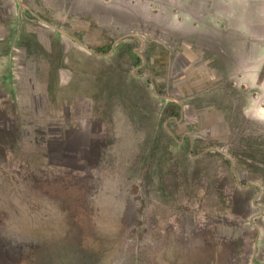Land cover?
Listing matches in <instances>:
<instances>
[{
  "label": "crops",
  "instance_id": "crops-1",
  "mask_svg": "<svg viewBox=\"0 0 264 264\" xmlns=\"http://www.w3.org/2000/svg\"><path fill=\"white\" fill-rule=\"evenodd\" d=\"M135 27L154 29L164 38L162 41L155 34L147 35L144 51L149 47V61L144 58L141 68L134 62L137 37L131 32L121 34ZM113 56L124 74L135 77L136 68L145 70L137 75L144 79V107L150 115L153 110L158 112L149 124L159 123L168 105L179 108V120L162 119L164 128L177 127L170 133L176 142L199 139L204 149L216 139L222 138L220 142L224 143L223 138H229L232 129L248 122L264 123V0H0V109L9 108L1 120L12 122V129L0 131V161L14 172L30 173L39 180L110 181L119 189L120 176L132 168L135 154L146 153L150 135L133 129L114 130L111 121H104L101 113L94 110V99L67 90L74 84V75L80 74L76 70H85L87 57ZM180 83L186 87L183 85V89ZM170 86L173 98L166 96ZM213 91L219 92L204 101L205 105L194 104ZM16 99L26 107L17 111ZM196 123L204 124L203 134L193 132ZM22 124L30 126L29 134L22 132ZM6 137L9 142L4 141ZM25 138H30L26 145ZM244 140L240 154L246 161L236 170L245 179L238 183L242 191L241 198H237L243 211L236 210L222 221L211 218L206 230L194 227V257L185 264H193V260L196 264L204 252H211L218 264H246L245 244L252 217L258 219L255 256L258 247L264 251L260 242L264 236V192L259 185L264 184V135L253 139L245 136ZM215 143L204 151L226 157L219 146L222 143ZM254 155L262 157L249 158ZM3 180L0 177V185H4ZM226 182L224 187L229 188L230 181ZM158 189L157 199L152 200L157 204L153 215L161 223L151 226L160 230L166 227L162 219L176 218L177 210L167 207L170 194L163 186ZM252 206L253 215L248 212ZM70 219L68 229L0 232V242L6 246L15 244L19 252L13 260L17 261L20 254L39 247V234L71 232L94 236L81 226V214ZM98 224L106 227L95 236L114 240L112 261L122 264L126 227L103 220ZM173 236L176 240V229ZM177 251L163 249L158 254V264H182L183 259L173 257ZM70 255L65 264H75V255Z\"/></svg>",
  "mask_w": 264,
  "mask_h": 264
},
{
  "label": "rangeland",
  "instance_id": "rangeland-1",
  "mask_svg": "<svg viewBox=\"0 0 264 264\" xmlns=\"http://www.w3.org/2000/svg\"><path fill=\"white\" fill-rule=\"evenodd\" d=\"M130 32L136 36L144 34L146 38L148 34H155L158 39L162 41L164 39L163 36L158 35V31L151 28L135 27L124 30L121 34ZM148 49L149 47H146L144 51L147 62L149 61ZM116 58V56L103 59L87 57L85 70H76L80 74L74 75V84H70L67 90H76L83 97L94 99V110L101 113L100 117L104 118V121H111L114 130L126 132L133 129L141 135L148 133L151 138L147 143L149 147L146 153L135 154L132 158V168L118 180L119 189H116L117 187L110 181L74 183L65 180L53 182L39 180L30 173L12 171L8 164L1 160L0 177L4 179V185H0V232L25 231L32 228L68 229L72 224L67 223L70 221L69 218L81 214L84 220L81 226L86 227L87 229L84 230L87 232L104 230L106 225L101 228L98 224L100 220L123 224L122 226L126 227L123 248L126 254L122 257V264H158V254L170 247L178 250L177 255L173 257L183 259L182 264L188 263L189 261L186 260H192L194 257L191 249L194 246V239L191 237L194 227H198L199 231L206 230L207 227L210 228L211 218H215L214 222L218 219L222 221L223 217H229L236 210L243 211V204L241 205L237 198H241L239 194L242 191V184L238 183L245 182V179L242 176L239 177L236 170L238 165L244 163L246 159L240 153L244 148L242 146L245 136L253 139L264 135V123L252 121L244 127L232 129L230 137L223 138L224 143H218L224 148L226 157L221 153L212 154L211 151H204L207 147H212L214 143L205 144L207 146L203 149V141L199 139L191 141L193 147L190 149L191 142L189 143L188 138L180 143V139L176 142L170 136L171 130L177 127L171 128L165 125L164 128L162 119L159 123L154 121L148 123L152 116L157 117L158 112L153 110L150 115L147 113V107H144L147 104L144 101L147 100L146 91L144 92L143 88L144 79L142 76H137L135 72V77L124 74L122 72L124 68L116 65ZM127 61L129 62V59ZM134 62L136 66L139 64L136 56ZM160 67L161 71H164L165 67L163 65ZM186 75H189V71ZM164 76L162 72L161 77L164 78ZM183 77L186 78L185 75ZM169 84L172 86L171 81ZM183 85L185 84L180 83V87L184 89L186 85L184 87ZM171 86L170 90L166 91V96L173 98ZM33 88L35 89V86ZM218 92L207 93L204 98L194 104L198 107L205 105L204 101ZM20 103V100L14 101L17 111L26 107ZM5 113H9L8 107L0 109V131L6 132L12 129V122L1 120V116ZM22 125V132L29 134L30 126ZM181 127L184 125L182 124L178 129L180 130ZM187 128L190 131L191 128ZM197 130L199 134H203L204 124L196 123L193 126V132ZM153 135H156V138ZM221 140L222 138L216 139V141ZM4 141L9 142L8 137ZM29 141L30 138L23 139L24 145ZM250 141L252 144L253 140ZM250 144L248 143V146ZM261 157L254 155L249 158L259 160ZM227 179L230 181L229 188L224 187ZM259 185L264 192V184ZM159 186H163L166 194H170V203L167 207L171 209L175 207L174 209L177 210L176 218L168 216L162 219L166 227L160 230L151 226V223L156 226L161 223L160 219H155L153 215L157 204L152 201L157 199ZM118 192L120 195L117 194ZM179 195H182L181 199ZM175 196L177 201H174ZM82 208L84 211L81 210ZM253 210L252 206L248 212L253 215L255 212ZM226 211L227 213L224 214ZM179 212L182 214L179 215ZM256 222L258 219L252 217L247 244H245L246 264H254V262L264 264V251L258 247L256 256L254 251L255 235H257ZM95 225L100 228H95ZM175 229L177 241L173 236ZM38 237L41 239L39 247L33 251L28 250L23 256L20 254L17 261L14 260L8 264H54L57 259L58 262L66 263L65 255L69 253L79 256L75 264H86L94 257L99 258V264H114L112 256L116 246L111 243L114 241L112 238L71 232H50L39 234ZM260 242L264 249L263 235ZM7 254L2 253L0 264L5 263L9 256L14 257ZM200 255L202 257L196 260V264H218L211 252ZM168 258L171 259L169 255Z\"/></svg>",
  "mask_w": 264,
  "mask_h": 264
},
{
  "label": "flooded vegetation",
  "instance_id": "flooded-vegetation-1",
  "mask_svg": "<svg viewBox=\"0 0 264 264\" xmlns=\"http://www.w3.org/2000/svg\"><path fill=\"white\" fill-rule=\"evenodd\" d=\"M143 57H144V50H143ZM145 58V57H144ZM212 141V140H211ZM215 142H220V141H216L215 140ZM215 142H212V143H215ZM82 211H84V208H82L81 209ZM69 220H71L70 218H69ZM68 223V222H67ZM69 224V223H68ZM71 226V225H70ZM95 228H100L98 225H95ZM1 232H6V231H1ZM101 231H96V232H92V233H96V234H101L100 233ZM95 235V234H94ZM18 245V244H17ZM21 250V249H20ZM104 251V250H103ZM19 252V249L18 248H16V246H15V244H9L8 246H6V245H3V243H1L0 242V257H1V255H2V253L4 254H6V253H8L7 255H13V256H16V254ZM16 253V254H15ZM66 257H68V258H70L71 257V255H70V253L69 254H67V255H65V258ZM77 258H79V256H73V258L72 259H75V263H77L76 261H77ZM13 259H15V258H12L11 256H9L8 257V260H6V261H8L7 263L5 262V264H8V263H12L14 260ZM70 260V259H69ZM68 262V261H67ZM99 262H100V260H99V258L98 257H94L92 260H90L88 263H86V264H99ZM192 262V261H191ZM54 264H60V262H56V263H54ZM65 264V263H64ZM193 264H195V262H194V260H193Z\"/></svg>",
  "mask_w": 264,
  "mask_h": 264
},
{
  "label": "built area",
  "instance_id": "built-area-1",
  "mask_svg": "<svg viewBox=\"0 0 264 264\" xmlns=\"http://www.w3.org/2000/svg\"><path fill=\"white\" fill-rule=\"evenodd\" d=\"M132 33V32H131ZM134 37L137 39V46L136 48H134V55L136 56L137 60H138V65L136 67H140L142 66V64H144V57H143V50H144V46H145V41L147 40L146 35L141 34V35H137L134 34ZM135 69L134 72L136 74H140L141 69ZM142 73V71H141ZM219 152V151H218Z\"/></svg>",
  "mask_w": 264,
  "mask_h": 264
},
{
  "label": "trees",
  "instance_id": "trees-1",
  "mask_svg": "<svg viewBox=\"0 0 264 264\" xmlns=\"http://www.w3.org/2000/svg\"><path fill=\"white\" fill-rule=\"evenodd\" d=\"M106 51V50H105ZM180 118V110L177 106L174 105H168L164 111L162 112V119L164 121H169V120H179ZM229 163V162H228ZM9 237L6 236V240Z\"/></svg>",
  "mask_w": 264,
  "mask_h": 264
},
{
  "label": "water",
  "instance_id": "water-1",
  "mask_svg": "<svg viewBox=\"0 0 264 264\" xmlns=\"http://www.w3.org/2000/svg\"><path fill=\"white\" fill-rule=\"evenodd\" d=\"M229 158V157H228Z\"/></svg>",
  "mask_w": 264,
  "mask_h": 264
}]
</instances>
